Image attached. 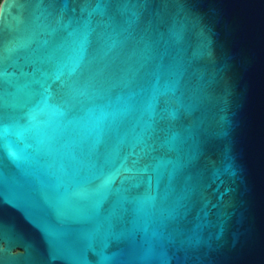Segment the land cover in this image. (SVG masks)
<instances>
[{
    "label": "water",
    "instance_id": "95a60500",
    "mask_svg": "<svg viewBox=\"0 0 264 264\" xmlns=\"http://www.w3.org/2000/svg\"><path fill=\"white\" fill-rule=\"evenodd\" d=\"M0 264H264V0H2Z\"/></svg>",
    "mask_w": 264,
    "mask_h": 264
},
{
    "label": "trees",
    "instance_id": "16d2710c",
    "mask_svg": "<svg viewBox=\"0 0 264 264\" xmlns=\"http://www.w3.org/2000/svg\"><path fill=\"white\" fill-rule=\"evenodd\" d=\"M2 0H0V3H1Z\"/></svg>",
    "mask_w": 264,
    "mask_h": 264
}]
</instances>
